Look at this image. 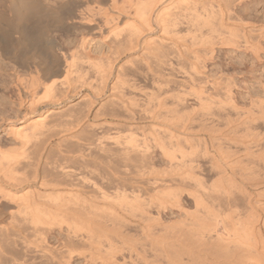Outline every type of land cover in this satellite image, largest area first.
I'll return each mask as SVG.
<instances>
[{"label":"bare ground","instance_id":"obj_1","mask_svg":"<svg viewBox=\"0 0 264 264\" xmlns=\"http://www.w3.org/2000/svg\"><path fill=\"white\" fill-rule=\"evenodd\" d=\"M246 1L66 0L67 25L85 27L76 50H57L48 75L25 62L35 75L14 80L25 111L7 131L19 145L0 143V208H14L10 224L0 222V264H74L87 241L108 250L84 264H264V97L243 108L230 73L207 69L219 46L264 59V25L238 11ZM43 4L0 1V23L21 46L46 38ZM94 35L111 51L106 60L87 52ZM187 56L192 70L181 66ZM148 80L156 91L142 88ZM187 81L193 101L173 92ZM117 125L132 132L107 141ZM123 227L141 233L140 248Z\"/></svg>","mask_w":264,"mask_h":264},{"label":"rangeland","instance_id":"obj_2","mask_svg":"<svg viewBox=\"0 0 264 264\" xmlns=\"http://www.w3.org/2000/svg\"><path fill=\"white\" fill-rule=\"evenodd\" d=\"M41 1L45 3L42 6H44L43 7L44 9L43 10V13H44L43 25H45L44 32L46 35L45 36L46 38H44L41 42H36L37 44L34 43L31 45L30 43L27 46H21L16 40L19 34L13 33V35H9L8 32L7 31L5 32L4 30L6 29V27L2 23H0V32L2 33L3 31L2 35L3 34L5 35V40L7 39L8 40V41L6 40L7 42L10 41L8 43L10 44L8 52H6V54H3L0 51V143L2 147L6 149H8L7 147L11 148L10 146L14 147L16 145H19L18 142H16L17 144L15 143V141L13 142V140L10 139L11 136L7 134V131L9 128L8 126H10L9 120L17 119L15 114L16 113L19 114L21 112L20 116H22L25 111L18 105L16 101H14V94H15L13 90L14 80L17 77H19L20 80H23L24 82L25 79H29L32 75H35V73L31 71L27 67V65H25L27 62L40 63L41 68L43 69L42 71L44 73L47 72L46 73L47 75L50 74L51 72L50 70L52 66L55 65L58 59L63 57L62 52L64 53L68 52L70 54L76 50L77 44L80 41L78 39H80L83 32L85 31V27L83 25H80V26L77 25L75 27L73 26V28L72 26L70 27L69 25H67L68 22L70 21V19L68 20L67 18L69 17L68 10L63 9V8H67V7L70 8V7L64 4L66 0H41ZM54 4L56 6H54ZM92 5L94 6V4ZM69 10H71V8ZM238 11H241L240 13L244 11L243 14L245 15V20L248 21L249 23L253 21L252 22L253 24L264 25V0H250V1L248 0L246 1V4H243L242 7L238 9ZM65 19H67L68 21ZM205 29L206 28H204L203 30ZM190 30H193V32L196 33L195 29H190ZM91 38H92L91 41H89L90 43H88L87 45V52L89 53L90 51L89 53L90 55L95 56V57L96 56L103 57L102 59L106 60L111 55V51L109 47L106 46L101 36L94 35ZM56 42L57 44H60L59 47L60 46L61 48L64 47L63 49H61L62 51L61 50L59 51L58 46L56 48ZM218 49L216 51V56H215L214 61L213 62L207 61V66H208L207 69H209L210 74L212 75L215 74V76H212V78L213 77L216 78V76L220 75L218 68L223 69V72L228 71L230 73L228 74L231 75L233 78L232 80H235V82H233L234 83V86H233L234 100L241 107L243 108L245 107L247 109L251 107L252 109V107H254L259 102V99L264 97V61H263L264 59L261 60V62L259 60L257 61V59H255V57L252 55L250 51L242 54L241 52H237L234 50H231V51L226 50L227 48H224L222 46L221 47L219 46ZM57 50L59 53L60 52L61 53L60 54L57 53ZM68 53L66 54L68 55ZM56 55H58L59 57L61 56V57L59 58ZM54 60H55V63H54ZM194 63H197L195 58L193 57L189 58L187 56L184 60L181 61V66H184L185 68L189 70H192L190 69V67H192ZM181 66L178 65L180 70H182ZM229 67H232V68H229ZM83 73L86 74L87 76H94V77L97 74V72H95L94 70L83 71ZM141 84L144 90L156 91L157 86L151 80H148L147 82L142 81ZM195 89H196L195 83L191 81H187V82L180 83V85H178L177 88L173 92L174 94L186 96L190 101H193ZM135 93H138L137 94L138 96L140 93L143 94V91L135 90L133 94ZM212 94L213 96L215 95L216 97H220L219 94L218 95H216L215 93H212ZM170 101L172 100L169 99V102ZM67 118L68 116H66V120H69ZM69 118L71 117L69 116ZM63 119H65V117ZM23 122H24V118L21 121H18L17 123L21 124ZM147 123H150V122L149 121L145 122V124ZM61 127L62 128L60 129L65 128L64 126H61ZM118 127L121 129V131H119L120 129H117ZM124 127H122V125H117V127L115 128L112 127L109 130V134H108L111 137H107L106 138L108 139L107 141H111V140L113 141V137L118 136L119 132H121L120 138L123 137L122 135L130 134L129 131L131 130L129 128H127L129 131L124 130L128 126H126L125 128ZM146 127H149V124H147ZM142 131H143L142 129L135 130L134 131L135 138L141 140L143 138ZM58 140H59L58 135L57 136L55 135L51 138V142L53 143L54 141L56 142ZM64 144L65 145L62 148L66 149V147L69 146V143H67L68 146L66 145V142ZM67 149L70 150L71 148L68 147ZM99 158L100 157H98V159ZM116 159L118 160V158ZM68 163H69L68 165H71L70 162ZM115 164H117V162H115ZM129 168H131V169H128L129 175L135 176V174H137L133 172L134 170L133 168L135 167L131 166ZM87 170L89 171V169ZM137 170L138 169L136 168L134 171L137 172ZM89 175H92V173L90 172ZM123 187L126 189V194L129 197L134 196L135 194L133 192V190L135 189L134 184L125 185ZM105 189H107V191L111 193L112 195H116V193L118 192V190L114 187L107 186L105 187ZM89 190L91 189L89 188ZM139 194H142V192H139ZM142 196L144 195L142 194ZM111 199H113V196H111ZM96 201L100 202L101 200L100 198H98V200ZM1 208H0V222L2 224L9 225L10 221L12 220L10 211H14V208L9 207L8 209L7 206L1 207ZM10 208L12 210H10ZM242 210H245V209H242ZM133 221H135L136 223V220L134 219L132 220V222L130 221V223L134 224ZM123 230L125 231L124 233L125 239L131 238L133 242H130V241L129 242L133 243V245L136 243V246L140 248L141 240H142L141 233L135 232L125 227H123ZM134 234H136V236H134ZM29 239L36 243H41L38 240H36L34 236L29 237ZM47 242L52 247L59 244L58 240H55V238H48ZM118 245L123 246L121 245V242H119ZM76 247H77V251L75 252L76 254L74 253V256H73L74 258L72 259L74 264H84L86 259L89 260L90 257H96L99 252L105 253L106 250H108V245L102 246V248L98 249L99 246H97L96 243L92 244L89 241L79 243ZM125 247H127V245ZM124 251L126 253L129 252L128 249H124ZM118 256L121 257L120 254H118ZM19 260L20 259H18V262L20 261L22 262L24 259H21L20 261ZM98 261L100 262L99 258H98Z\"/></svg>","mask_w":264,"mask_h":264}]
</instances>
